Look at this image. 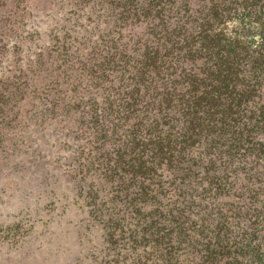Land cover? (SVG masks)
I'll return each mask as SVG.
<instances>
[{"label": "trees", "instance_id": "obj_1", "mask_svg": "<svg viewBox=\"0 0 264 264\" xmlns=\"http://www.w3.org/2000/svg\"><path fill=\"white\" fill-rule=\"evenodd\" d=\"M47 3L13 2L9 32L55 8L87 33L0 78V131L26 99L40 129L73 122L89 263L264 264V0ZM24 223L45 224L3 232Z\"/></svg>", "mask_w": 264, "mask_h": 264}, {"label": "rangeland", "instance_id": "obj_2", "mask_svg": "<svg viewBox=\"0 0 264 264\" xmlns=\"http://www.w3.org/2000/svg\"><path fill=\"white\" fill-rule=\"evenodd\" d=\"M17 1L0 0V36L4 37H0V78L10 77L18 69L16 63L31 61L39 50L43 52L52 35H60L63 27H77L78 34L88 30L82 21L66 25L55 8L38 9L26 21L21 18L24 39L20 36L23 30L16 29L18 24L9 32L12 19L18 21L22 15V5L12 11ZM47 1L54 0H36V5L46 7ZM7 94L6 100L11 99ZM29 101L21 103L17 119L11 122L13 128L0 131V264H90L85 256L90 245L79 238L86 212L75 202L70 176L75 166L72 150L77 147L69 132L73 122L58 120L56 125L40 129L37 117L25 121ZM20 127L23 129L18 131ZM12 134V140L2 142ZM21 218L40 219L45 224L37 223L27 236L24 223L16 229V236H6L3 230Z\"/></svg>", "mask_w": 264, "mask_h": 264}]
</instances>
